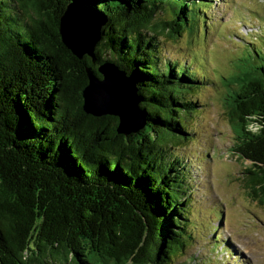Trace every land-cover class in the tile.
Instances as JSON below:
<instances>
[{"label":"trees","instance_id":"16d2710c","mask_svg":"<svg viewBox=\"0 0 264 264\" xmlns=\"http://www.w3.org/2000/svg\"><path fill=\"white\" fill-rule=\"evenodd\" d=\"M96 1L109 21L93 62L63 44L48 0H0V264H171L196 239L197 188L180 148L197 130L198 90L215 80L195 58H168L163 43L198 32L214 0ZM168 10L171 20L159 16ZM255 41L223 78L222 101L230 153L250 162L245 186L264 208V40ZM105 60L140 90L146 123L128 136L117 117L83 109L86 68Z\"/></svg>","mask_w":264,"mask_h":264},{"label":"rangeland","instance_id":"374dc122","mask_svg":"<svg viewBox=\"0 0 264 264\" xmlns=\"http://www.w3.org/2000/svg\"><path fill=\"white\" fill-rule=\"evenodd\" d=\"M209 14L198 32L184 30L177 40L163 43L168 58H195L196 68H204L215 80L209 88L198 90L203 104H199L200 112L191 116L197 130L180 148L190 155L185 159L197 188L191 234H196V239L185 245L171 264H221L219 257L213 256L218 245L216 253L221 257L232 252L227 264H264V208L250 197L245 186V167L250 162L230 153L233 131L222 101L227 89L223 78L240 66L242 45H250L253 39L258 44L264 40V0H214ZM159 16L171 20L172 12ZM215 232L218 238L214 239L220 242L208 238ZM225 240L230 241L231 251L223 247Z\"/></svg>","mask_w":264,"mask_h":264},{"label":"water","instance_id":"95a60500","mask_svg":"<svg viewBox=\"0 0 264 264\" xmlns=\"http://www.w3.org/2000/svg\"><path fill=\"white\" fill-rule=\"evenodd\" d=\"M59 15L63 44L78 59L85 56L97 61V46L103 28L109 21L108 12L96 0H48ZM88 84L82 91L84 111L95 117L115 116L117 131L128 136L145 126L146 112L141 108V94L136 80L116 62L103 61L95 71L86 68Z\"/></svg>","mask_w":264,"mask_h":264}]
</instances>
